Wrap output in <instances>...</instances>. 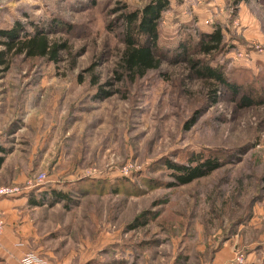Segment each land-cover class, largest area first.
Instances as JSON below:
<instances>
[{
    "label": "rangeland",
    "instance_id": "374dc122",
    "mask_svg": "<svg viewBox=\"0 0 264 264\" xmlns=\"http://www.w3.org/2000/svg\"><path fill=\"white\" fill-rule=\"evenodd\" d=\"M147 1L0 0V29L37 23L68 44L57 63L22 54L0 67L4 177L23 178L3 185L25 188L43 172L32 190L72 198L0 212L5 232L53 264H264V106L240 108L223 88L214 101L186 63L165 61L134 81L122 75L120 16ZM171 2L163 46L185 26L221 22L234 49L218 60L238 68V81L264 86V0ZM205 148L234 156L171 186L165 161ZM144 211L148 225L131 228Z\"/></svg>",
    "mask_w": 264,
    "mask_h": 264
},
{
    "label": "trees",
    "instance_id": "16d2710c",
    "mask_svg": "<svg viewBox=\"0 0 264 264\" xmlns=\"http://www.w3.org/2000/svg\"><path fill=\"white\" fill-rule=\"evenodd\" d=\"M242 1L244 0H237V4ZM171 8V0H148L142 7L124 8L120 16L125 46L119 61L122 75L134 81L145 77L152 70H158L165 61L186 63L196 78L213 87L210 91L214 101L217 102L218 91L223 88L240 108L264 106V86L257 87L252 83L238 81L233 73L238 68L230 66L228 59L218 60L220 55L229 54L234 49V45L227 39V28L221 22H216L209 30L185 26L182 38L174 46L166 47L161 44V22L164 14ZM30 25L31 30H27L24 23L16 21L12 27L0 29V67L8 66L12 56L22 54L29 58H47L54 63L61 60L60 53L68 48L67 42L52 40L37 23ZM214 59L216 62L213 63ZM109 95V92H105L103 97ZM195 121L193 118L190 125ZM9 153L10 150L0 142V168ZM233 156L223 150L214 152L205 148L188 156H177L179 161L167 159L165 167L170 169L173 177L170 185H185L209 176L231 163ZM71 199L70 193L58 188L39 192L32 190L28 194L31 206L58 203L66 205ZM147 213L148 211H144L137 215L130 227L142 228L148 225L151 217ZM0 260L8 264L1 257Z\"/></svg>",
    "mask_w": 264,
    "mask_h": 264
},
{
    "label": "crops",
    "instance_id": "0c3cea01",
    "mask_svg": "<svg viewBox=\"0 0 264 264\" xmlns=\"http://www.w3.org/2000/svg\"><path fill=\"white\" fill-rule=\"evenodd\" d=\"M8 156V155H7ZM9 157H6L5 162L0 168V185H3L6 181H12V182H20V179H23L19 177L18 175H15L14 172L10 173L9 176H5V171H6V165L8 162ZM14 197V196H13ZM13 197H3L0 196V212L5 214L8 213L9 211L13 210L14 208L17 207H23V205H29L28 203V195H23L21 198H13ZM27 202H23L25 200ZM31 206V205H30ZM36 207V206H33ZM14 216L13 214H10ZM6 218V217H5ZM6 227L7 223L5 225V229L2 234H0V257L3 258L8 264H20V258L22 255L30 251L28 250V247L26 244L21 241H14L15 239L13 238L12 234L6 233Z\"/></svg>",
    "mask_w": 264,
    "mask_h": 264
},
{
    "label": "built area",
    "instance_id": "2783aa9c",
    "mask_svg": "<svg viewBox=\"0 0 264 264\" xmlns=\"http://www.w3.org/2000/svg\"><path fill=\"white\" fill-rule=\"evenodd\" d=\"M46 181V174L40 172L36 174L35 180L31 181L29 185L23 188L17 183L6 184L0 186V196L3 197H13L20 194H28L34 186L38 184H43ZM5 219L0 216V234L3 233L5 229ZM20 264H53L51 261L44 258L41 254L34 251L25 252L20 258Z\"/></svg>",
    "mask_w": 264,
    "mask_h": 264
}]
</instances>
